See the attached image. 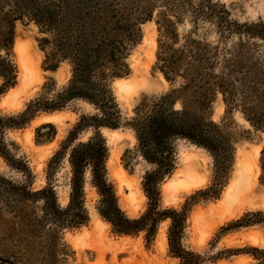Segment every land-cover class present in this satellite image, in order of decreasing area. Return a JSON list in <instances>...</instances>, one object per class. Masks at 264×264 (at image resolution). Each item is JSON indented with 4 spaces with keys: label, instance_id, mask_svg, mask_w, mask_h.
Returning <instances> with one entry per match:
<instances>
[{
    "label": "rangeland",
    "instance_id": "rangeland-1",
    "mask_svg": "<svg viewBox=\"0 0 264 264\" xmlns=\"http://www.w3.org/2000/svg\"><path fill=\"white\" fill-rule=\"evenodd\" d=\"M18 1L0 0V57L9 59L18 71L17 85L9 89L2 90L0 77V264H181L170 249L171 219L159 222L152 236L147 231L117 234L100 216L101 198L89 184L85 188L88 223L79 228L67 224V214L61 211L70 202V167L67 158L55 169L50 164L64 151L82 119L98 112L84 101L72 100L62 110L38 112L23 126L12 121L32 101L54 98L73 75L70 62L56 55L53 35L36 22L35 10L43 15L51 11L65 27L74 24L77 13L90 19L106 0H21L19 7ZM120 3L131 12L144 8L153 12L151 20L134 24V40L123 61L125 77L111 86L122 125L116 130L82 128L78 141L88 140L96 131L106 139L108 179L118 204L129 218L142 217L149 208L144 177L154 167L139 153L127 124L149 111L163 95L171 94L177 109L184 107L217 126L232 147V162L225 172L206 149L177 140L176 168L160 184V210L188 211L181 243L200 257L201 264H264V128L254 126L244 110L227 102L219 90L194 95L183 90L181 78L168 81L159 62L161 46L167 41L159 28L168 20L173 25L174 49L189 37L208 45L215 55L216 64L210 69L214 76L231 77L237 86L255 85L257 94L264 97V0ZM210 4L216 5L213 14ZM229 59L236 61L231 68L225 65ZM119 81H128L131 89L120 90ZM12 90L15 94H10ZM56 115L59 121L43 120ZM245 158L251 164L250 183L236 190V173ZM189 178L193 183L187 189L184 183ZM48 188L57 197L54 210L42 194Z\"/></svg>",
    "mask_w": 264,
    "mask_h": 264
},
{
    "label": "trees",
    "instance_id": "trees-1",
    "mask_svg": "<svg viewBox=\"0 0 264 264\" xmlns=\"http://www.w3.org/2000/svg\"><path fill=\"white\" fill-rule=\"evenodd\" d=\"M118 1L106 0L88 20L77 13L74 24L65 27L57 23L51 11L47 12L49 15H43L40 9L35 10L36 22L53 35L51 43L54 44L56 55L70 62L73 75L69 84L54 98L32 101L25 113L12 122L23 126L38 112L62 110L72 100H81L92 106L98 114L82 119L80 127L63 147L64 151L57 153L50 164L55 169L60 160L67 158L70 167V202L67 209L61 211L67 214V224L79 228L88 223L85 188L89 184L101 198L98 206L100 216L112 225L115 233L136 235L147 231L148 236H152L159 222L171 219L169 243L172 254L181 260V264H201L200 257L186 251L181 243L188 211L160 210V184L176 168L177 140H185L206 149L221 168L228 171L232 162V147L219 133L217 126L206 123L184 107L177 109L176 98L171 94L163 95L149 111L127 124L135 134L139 153L154 167V170L146 173L143 183L149 208L138 219L129 218L121 210L114 186L108 179L110 151L106 139L96 131L88 140L78 141V132L82 128L92 126L97 130L101 127L116 130L121 127V112L111 86L116 79L125 77L127 67L123 61L134 40V24L141 19L153 18L152 10L144 8L139 13L131 12L127 5L117 4ZM17 6H21V0ZM215 7L216 5H209L211 14L215 13ZM159 29L167 40L161 46L163 52L159 56V62L162 63L160 69L168 81L181 78L185 84L183 90H191L194 95L205 96L209 91L219 90L227 102H234L244 110L254 126L264 128V106H258L262 105L260 101L264 102V97L257 94L255 85L251 86L249 83L247 87L245 82L237 86L231 77L214 76L210 69L216 64L215 55L209 51L208 45L189 37L176 50L172 23L164 20ZM169 40L173 42L170 43ZM234 64L235 59L225 62L228 68ZM231 74L232 71L228 76ZM0 77L4 80L2 90L17 85V67L7 58L0 57ZM42 194H46L48 206L56 209L57 197L52 188L46 189Z\"/></svg>",
    "mask_w": 264,
    "mask_h": 264
},
{
    "label": "bare ground",
    "instance_id": "bare-ground-1",
    "mask_svg": "<svg viewBox=\"0 0 264 264\" xmlns=\"http://www.w3.org/2000/svg\"><path fill=\"white\" fill-rule=\"evenodd\" d=\"M118 86H119L120 90H123V91H128V90L131 89L130 83L128 81H119L118 82ZM12 93L15 94V90H12L10 94H12ZM43 120H45L46 122H48V121H59L60 120V117L57 116V115L56 116H53V117L48 116L46 118H43ZM240 164H241V167L242 168L237 171V173H236L237 178H236V180L234 182V185L236 187H238V188H236V190H238V189L240 190L241 188L243 190L245 184L246 183H250L249 180H250V177H251V172H250V170H251V164H250V160L248 158H245V159H243V161ZM181 172L182 171H178V173H181ZM189 179H190L189 182L184 183V186L187 189H189L192 186V183H193L192 179L191 178H189ZM195 184H197V183H195ZM246 186L249 187V184L246 185Z\"/></svg>",
    "mask_w": 264,
    "mask_h": 264
}]
</instances>
